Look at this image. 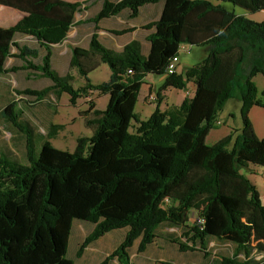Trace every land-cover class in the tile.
Returning <instances> with one entry per match:
<instances>
[{
  "label": "trees",
  "instance_id": "16d2710c",
  "mask_svg": "<svg viewBox=\"0 0 264 264\" xmlns=\"http://www.w3.org/2000/svg\"><path fill=\"white\" fill-rule=\"evenodd\" d=\"M101 1L89 20L95 31L103 18L123 10L135 18L139 8L162 2L159 18L144 27L153 29L146 37L148 53H141L137 40L112 50L93 33L87 48H70L68 71L60 75L51 67L52 49L66 39L74 16L85 6L63 0H0V6L20 14L13 25L0 27V74L22 70L48 79L46 88L22 92L36 101L47 95L58 101L64 93L73 106L89 92L108 98L103 110L90 103L79 114L91 135L78 137L72 152L49 141L63 125L49 124L35 140L34 127L13 102L0 110V117L22 136L26 160L20 163L0 148V264H74L67 257L73 221L93 225L78 255L104 235L125 229L106 260L132 264L129 251L135 242L142 253L166 225L186 238V243L172 239L181 252L198 245L205 253L210 241L226 245L228 253L208 264H264V205L255 184L241 172L264 169V140L249 120L252 107L264 109V88L259 96L252 81L256 75L264 78V21L208 0ZM219 1L242 9L247 1L251 13L264 11L263 0ZM20 36L36 46L19 44ZM180 45L199 48L204 56L180 73L168 74ZM8 59L21 65L5 68ZM101 64L108 66L109 78L93 84L88 76ZM147 76L163 81L153 111L142 120L135 104ZM76 77L84 81L78 88L72 86ZM189 83L192 96L160 109L166 89L185 91ZM228 100L241 103V129L206 145Z\"/></svg>",
  "mask_w": 264,
  "mask_h": 264
},
{
  "label": "rangeland",
  "instance_id": "374dc122",
  "mask_svg": "<svg viewBox=\"0 0 264 264\" xmlns=\"http://www.w3.org/2000/svg\"><path fill=\"white\" fill-rule=\"evenodd\" d=\"M85 8L80 13L75 15L77 20L86 17H92L95 13L96 4L92 0H84ZM213 4L223 5L227 10L234 11L237 15H244L249 18L253 14H249L247 11L240 7L233 6L230 3H222L219 0H208ZM83 6V7H84ZM7 9V8H6ZM9 9V11H0V27H9L13 25L20 17L19 13ZM90 22H88L89 24ZM78 28L86 29L89 25L75 24ZM16 40L21 45H27L28 47L36 46L32 39L29 37H16ZM186 50L179 53L177 56V63L175 73H179L184 69L196 64L204 56L203 51L199 48L191 47L186 45ZM12 52H16L12 49ZM68 55L69 50L65 46L57 47L54 50V56L51 60V67L55 69L60 75H63L68 71ZM21 61L18 59H8L4 63L5 68L12 66H20ZM179 65V66H178ZM109 69L106 64H101L94 72L90 73L88 78L93 84L102 83L109 78ZM72 74H75L72 71ZM153 79L157 80L158 76H152ZM258 95L260 96L261 91L264 88V78L262 75H256L253 77ZM83 80L76 77L72 82L74 88L82 86ZM51 83L48 79L38 75V73L17 71L7 72L0 74V110L8 103L13 102L17 109L23 112V118L28 120L35 130V140L39 139L40 136H44L46 129L49 124L63 125V129L58 131V134L50 139L51 145L59 150L72 152L76 146V140L78 137H89L91 130L84 125V118L79 114L88 110L90 103L94 104V108L103 110L107 104V96H100L98 99L94 97L96 92H89L86 97L77 99L76 104L70 105L69 96L62 94L58 101L54 100L51 95L45 96L41 101H36L35 97L23 94L25 90H42L49 86ZM150 92H146L145 89L141 88L135 104V110L140 113L142 119L146 118L148 111L152 107L146 106L144 108L143 101L146 104L155 106V103H150L147 100V95L150 93H156L154 88H149ZM175 92L181 94V92ZM146 96V97H145ZM145 97V98H144ZM180 102V99L178 100ZM156 102V101H155ZM169 102V101H168ZM170 101L169 103H174ZM143 107V108H142ZM241 103L236 100H228L223 108L217 114V126L211 129L206 136V145H213L218 140L228 135L232 130L239 131L242 126V120L240 116ZM87 118L91 117V114L86 115ZM250 120V119H249ZM252 121V122H251ZM251 124L253 130L259 139L264 140V109L256 107L251 113ZM132 131V128H131ZM37 151L40 149V142H36ZM0 148L12 153V156L16 158L20 163H26L25 160V144L22 136L15 128L5 122L0 117ZM260 168V167H257ZM263 169V168H260ZM245 174L256 186L260 196L261 203L264 205V184L262 183V177L255 175L254 170L241 171ZM193 218L191 217L190 223ZM93 230V225L73 221L71 232L68 240L67 257L70 258L74 264H102L104 261L107 264H118L116 260H106V257L110 255L114 249L122 241V238L126 232L125 229L112 231L98 240L89 244L87 247L82 249L80 255L81 244L85 237H87ZM158 237L154 242L147 246L142 252H137V242L130 249V260L132 264H161L157 262L158 257L154 256L155 251L162 249L164 258L167 261L174 262L173 264H179L178 259L184 255H193L196 257L197 263L201 261V264H208L210 260H216L218 257L228 253L227 246L215 241H210L203 252L199 251V246H194V250H187L181 252L178 245L172 242V239H179L181 242L186 243V238L182 237L181 230L170 229L166 225H161L158 230ZM169 263V262H167Z\"/></svg>",
  "mask_w": 264,
  "mask_h": 264
},
{
  "label": "crops",
  "instance_id": "0c3cea01",
  "mask_svg": "<svg viewBox=\"0 0 264 264\" xmlns=\"http://www.w3.org/2000/svg\"><path fill=\"white\" fill-rule=\"evenodd\" d=\"M63 1L71 2V3L80 2V3L85 4L84 0H63ZM94 1H95V4L97 5L96 6L97 10H95L94 15L92 17H86L85 16V18L80 19V20H77L74 16L73 26L69 30L66 39L62 43L55 45L53 47L52 58L54 56V50L57 47L64 45L65 48H67L69 50V55H68V63H69L70 48L74 47V46L87 48L88 44H89L90 37L93 33H95L97 35L98 39L101 41V43L104 46H106L107 48H110L112 50H115V51H120L129 42H131L133 40H137L141 43V53L143 55H146L148 53V43H147L146 37L150 33L153 32V29L146 30V29H144V27L146 25L152 23V22H155L159 18L160 12L162 9V2H159L156 4L145 5L141 8H139L138 15L135 18H129V11L128 10H123L115 16L103 18L97 23L98 29L96 31L94 30V25L92 23H91L90 27H87L86 29L78 28L75 25L76 23L77 24H83V25H89L90 24V23L88 24L89 20L91 18H93L101 9L102 1L101 0H92V2H94ZM117 1H119V0H113V2H117ZM263 3H264V0H263ZM245 5H246L247 9H244V10L247 11L249 14H253L252 17L249 16V19L256 21V22L264 21V11H258V12L251 13L250 12V6H249V3L247 1H245ZM83 6L84 5H82V7ZM7 10L9 11L8 8L6 9L5 7L0 6L1 12H5ZM120 30H128V32L124 33L122 35H118V36L111 33L112 31H120ZM52 58H51V60H52ZM183 68H185V67H183ZM177 72L179 73V71H177ZM162 81H163V77H159L157 80H155L152 78V76H147L145 78L144 84L142 85L141 88L145 89L147 93L150 92L149 88H154L156 91L157 87L161 84ZM186 90H190L191 93L193 94L194 86L191 83H189ZM174 91H176V89L168 88L162 93L163 101L160 105L161 110H164L166 106L179 105L181 103V101L185 97L184 96V90H181L182 93L176 94V96H175ZM181 91L177 90V92H181ZM94 97H97V99H98L100 96L97 93H95ZM179 99H180V102L178 101ZM173 100L175 102L170 104L169 102L173 101ZM143 105H144V108H146V106L152 107L146 115V118H147L151 114V112L153 111L154 105L146 104L144 101H143ZM254 108H256V107H252L249 111L250 121H251V113H252ZM135 113L138 114L140 119H142L140 116V113H138L136 110H135ZM252 169L254 170L255 175H260L262 177V183H263L264 169H260L257 167L252 168ZM158 251H160V252H157V251L153 252L154 256L158 257L157 262H159V261L163 262V263L169 262L167 264H173L174 263L171 261H167L164 258L165 254L162 252L163 251L162 249H160ZM193 256H194V254L189 255V256L184 255L182 258L178 259L179 264H198L196 257H193ZM199 264H201V261H199Z\"/></svg>",
  "mask_w": 264,
  "mask_h": 264
},
{
  "label": "built area",
  "instance_id": "2783aa9c",
  "mask_svg": "<svg viewBox=\"0 0 264 264\" xmlns=\"http://www.w3.org/2000/svg\"><path fill=\"white\" fill-rule=\"evenodd\" d=\"M186 45H180L177 49L176 55L173 56V58L169 61V64L167 65L166 68V72L168 74H174L175 73V69H176V63H177V56L179 53H182L186 50ZM184 96L185 97H190L192 96V93L190 90H185L184 91ZM147 100L150 103H155L156 101V95L154 93H150L149 95H147ZM194 220V219H193ZM196 222L200 225L203 223V220L201 219H197Z\"/></svg>",
  "mask_w": 264,
  "mask_h": 264
}]
</instances>
